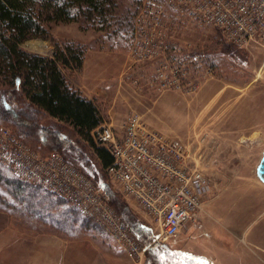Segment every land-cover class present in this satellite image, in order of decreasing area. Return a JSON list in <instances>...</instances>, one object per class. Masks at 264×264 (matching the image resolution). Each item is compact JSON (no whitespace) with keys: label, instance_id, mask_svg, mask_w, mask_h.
<instances>
[{"label":"rangeland","instance_id":"obj_1","mask_svg":"<svg viewBox=\"0 0 264 264\" xmlns=\"http://www.w3.org/2000/svg\"><path fill=\"white\" fill-rule=\"evenodd\" d=\"M115 2L117 17L126 11L132 16L127 26L133 33L130 44L125 25L112 35L76 21L50 25L55 40L84 46L82 67L69 72V79L94 101L102 123L118 129L134 113L150 129L186 146L189 162L203 170L211 189L195 220L161 244L155 241V221L105 173L104 182L150 236L137 237L146 249L132 258L95 219L82 218L75 210L78 222L61 216V209L69 206L66 200L55 197L59 208L32 212L0 186V264H264V177L259 172L264 154V38L233 46L215 27L157 3L156 10L164 12L155 28L166 33L170 46L165 58L169 64L180 58L185 70L178 85L164 84L156 76L163 55L137 59L131 51L137 30L147 26L146 0ZM22 47L41 54L52 50L49 40L39 38L24 41ZM37 118L86 144L66 124ZM0 129L21 141L36 161L47 162L51 150L18 139L15 127L7 122L0 121ZM72 166L116 212L105 191Z\"/></svg>","mask_w":264,"mask_h":264},{"label":"built area","instance_id":"obj_2","mask_svg":"<svg viewBox=\"0 0 264 264\" xmlns=\"http://www.w3.org/2000/svg\"><path fill=\"white\" fill-rule=\"evenodd\" d=\"M157 3L217 28L237 46L264 38V0H146L147 26L137 30L131 51L137 59L162 54L156 76L164 84L178 85L179 74H185V70L180 58L174 64L165 58L170 46L164 40L166 33L155 28L161 25L160 14L164 12L156 10ZM4 130L0 129V163L5 168L21 180L63 198L83 216L95 219L128 256L140 257L146 246L137 241L129 223L101 199L91 181L58 152H51L47 162L36 161L33 152ZM89 133L94 144L112 156L105 168L109 180L155 221V241L167 243L195 220L211 185L198 164L189 162L186 146L150 129L134 113L118 129L111 123H100Z\"/></svg>","mask_w":264,"mask_h":264},{"label":"trees","instance_id":"obj_3","mask_svg":"<svg viewBox=\"0 0 264 264\" xmlns=\"http://www.w3.org/2000/svg\"><path fill=\"white\" fill-rule=\"evenodd\" d=\"M116 7L115 0H0V121L13 125L18 139L31 140L39 149L58 152L78 167L105 191L110 205L129 223L136 236L150 240L126 202L104 182L105 168L112 156L104 147L94 144L89 133L103 122L102 114L94 101L84 96L68 77L69 72L82 67L84 46L72 40H55L50 33L52 23L76 21L110 35L125 25L123 29L130 44L132 16L126 11L117 17ZM33 38L49 40L51 52L25 50L22 43ZM37 116L66 124L86 143L89 151L66 133L39 123ZM0 186L23 207L24 204L30 206L32 212L53 211L59 208V199L64 200L41 186L21 180L1 163ZM65 203L69 206L59 210L61 216L78 222L72 214L75 210L79 216L90 220Z\"/></svg>","mask_w":264,"mask_h":264},{"label":"water","instance_id":"obj_4","mask_svg":"<svg viewBox=\"0 0 264 264\" xmlns=\"http://www.w3.org/2000/svg\"><path fill=\"white\" fill-rule=\"evenodd\" d=\"M259 172L264 177V154H263V156L261 158V163H260V166H259Z\"/></svg>","mask_w":264,"mask_h":264},{"label":"crops","instance_id":"obj_5","mask_svg":"<svg viewBox=\"0 0 264 264\" xmlns=\"http://www.w3.org/2000/svg\"><path fill=\"white\" fill-rule=\"evenodd\" d=\"M88 97V96H87Z\"/></svg>","mask_w":264,"mask_h":264}]
</instances>
